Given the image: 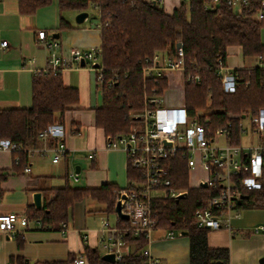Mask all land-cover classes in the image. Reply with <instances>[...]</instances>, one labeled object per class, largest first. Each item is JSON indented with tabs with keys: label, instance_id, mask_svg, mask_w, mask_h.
<instances>
[{
	"label": "trees",
	"instance_id": "obj_1",
	"mask_svg": "<svg viewBox=\"0 0 264 264\" xmlns=\"http://www.w3.org/2000/svg\"><path fill=\"white\" fill-rule=\"evenodd\" d=\"M210 1H183L180 8L170 15L158 2L145 0H59L61 11L80 13L96 9L100 13L103 106L96 111L95 125L107 137L129 133L139 122L134 114L145 108L146 98L153 94L163 95L168 89L167 77L145 78L142 67L157 53L168 51L174 54L178 43H182L184 48V76L188 78L198 74L201 77L200 84L185 83V104L190 115L194 116L198 110H208L207 118L211 120V126L219 128L234 117L256 113L264 108V69L260 68L264 66L261 40L264 18L260 22L253 20L262 0H250V5L239 10L222 0L207 8L206 4ZM52 2L19 0V11L34 14ZM107 22L110 27H106ZM62 27L70 26L62 21ZM234 46L241 48L244 58L257 59L260 66L236 70L239 75L237 90L228 94L214 68L219 60L226 65L228 50ZM110 80L114 81L112 86L107 85ZM79 100L78 90L65 86L62 73L41 71L33 78L31 108L0 111V137L9 138L24 148L34 145L39 134L45 132L48 126L62 122L66 112ZM201 121L206 123L205 118ZM20 157L18 170L30 163L25 154H20ZM171 162L173 185L188 191V196L179 202L158 206V228L166 231L178 228L181 232H188L190 264H230V251L211 248L208 243L210 231L198 228L193 221L195 211L203 205L207 190L191 189L185 163L178 158ZM4 175L0 173V183ZM127 176L131 182L138 179L139 173L128 166ZM117 190L112 184L98 189L52 188L48 190L51 200L42 210L29 212V217L52 227L68 224L74 205L88 198L106 204L111 211ZM250 200L254 206L264 207V189L251 192ZM126 224L125 220L120 221V226ZM126 241L130 253L116 263L106 262L96 250L86 248L89 264H144L147 239L127 234Z\"/></svg>",
	"mask_w": 264,
	"mask_h": 264
},
{
	"label": "built area",
	"instance_id": "obj_2",
	"mask_svg": "<svg viewBox=\"0 0 264 264\" xmlns=\"http://www.w3.org/2000/svg\"><path fill=\"white\" fill-rule=\"evenodd\" d=\"M220 1L211 0L206 7L210 8L212 4ZM222 1L235 10L251 3L250 0ZM263 18L264 0L257 8L253 20L260 22ZM106 27H110L109 22ZM98 28L101 30V22ZM36 39L39 46L48 51V67L45 70L55 74L62 73L85 60L98 71V83L103 85L102 44L89 49L72 48L64 53L59 42L50 40L45 31H39ZM2 46L7 47L8 42L3 41ZM163 54L157 53L152 59L146 60L142 67L145 78L167 77L171 72H180L183 75V83H201L198 74L188 78L184 76L185 56L182 43L174 54L168 51ZM96 63H100L99 68L93 66ZM260 68L264 69V66ZM214 69L221 79L224 91L228 94L235 93L239 80L236 70L229 69L222 60L218 61ZM113 83L114 81L110 80L107 85L112 86ZM161 97L162 95L153 94L146 98L145 108L134 114L140 118L139 128L135 127L129 133L116 137L109 136L105 144L108 151H123L129 166L139 173L138 179L131 181L127 188L120 191L115 200V206L121 201L122 213L129 216L127 224L118 227L104 221L99 230L98 244L101 252L103 255L114 254L116 261L129 254L126 235L130 234L134 238H146L148 241L144 249V264H167L163 259L152 255L150 245L153 233L158 228V206L161 203L167 205L177 201L179 195L188 193L174 187L170 178L173 168L171 161L177 158L184 162L189 170V187L205 189L208 192L202 207L193 215V221L200 229L232 231V221L240 215L246 201L242 196L250 197L251 192L264 189V108L256 113L244 114L245 117H234L227 125L213 128L211 120L207 118V111L201 110L205 113L200 112L192 116L185 103L183 106L171 108L163 106ZM202 118L206 119L205 124L202 123ZM64 136V126L55 123L39 134L38 140L47 143L41 147L34 144L24 148L9 138L0 137V153L12 156V173L29 174L30 163L22 170L17 169L21 165L20 154H25L29 162L32 157L41 155L50 156L52 162L57 163L68 154L63 142ZM95 157V152L89 151L86 154V163L91 165ZM195 172L197 177L194 179ZM68 177L73 184H78L81 180V173L77 171L72 160ZM19 222L25 224L26 231L31 230V218L26 212L0 213V233L9 239H16L20 234L17 228ZM251 233H264V226H256ZM166 236L173 238L174 230H167ZM72 264L89 262L84 253L73 258Z\"/></svg>",
	"mask_w": 264,
	"mask_h": 264
},
{
	"label": "crops",
	"instance_id": "obj_3",
	"mask_svg": "<svg viewBox=\"0 0 264 264\" xmlns=\"http://www.w3.org/2000/svg\"><path fill=\"white\" fill-rule=\"evenodd\" d=\"M145 1L158 2L170 15L179 9L182 3L181 0ZM70 12H74V15L69 16ZM86 12L89 13L88 18L82 24H78L76 22L78 12L61 11L59 0H53L52 4L38 9L34 14L21 13L19 0H0V111L27 109L32 106L33 78L35 74L48 67V51L39 46L36 39L39 31H45L50 40H57L64 53L72 48L89 49L102 44L101 30L98 28L100 13L96 9H94L96 14L93 15H90V10ZM62 21L70 27L63 28ZM261 40L264 45V27L261 30ZM3 41L8 42L7 47L2 46ZM249 61L254 65L247 66L246 62ZM256 63H259L257 59L244 58L240 47L229 48L226 62L229 69L254 68L259 65ZM62 77L65 86L77 89L80 95L78 104L66 112L63 121L56 122L65 128L63 142L68 154L57 163H53L50 156H34L30 159L29 174L22 172L15 174L12 173V156L0 153V173L5 174L0 183L1 214L26 212L29 215L32 210H38L33 201V194L37 191L42 192L44 207L52 198L48 193L52 188L71 186L98 189L103 185L112 184L118 189L115 194L117 198L118 193L130 184L126 154L121 150H106L108 137L95 125L96 111L103 106L102 86L97 80L98 71L89 63L85 66L76 63L63 71ZM183 84L185 97V83ZM46 144L40 140L36 143L38 147ZM91 150L95 152L96 157L95 161L88 165L86 154ZM71 160L76 164V168H80L81 180L78 184H73L68 177ZM15 193H20L23 200L15 204H6L5 199ZM89 199L98 202L88 198L75 204L72 218L65 227L64 224L52 227L31 218V230L26 231V226L22 222L17 224L20 234L16 239H9L0 233V264L43 262L72 264L70 260L84 254L86 248L96 250L103 256L98 244L102 222L123 227L120 226L122 219L115 211V203L111 211L106 204L100 202L98 203L102 204L103 208L94 207L89 210L87 204ZM244 206L245 204L241 211ZM110 213L116 216L113 223L109 220ZM105 214L107 217H104ZM99 215L100 217H97ZM96 218L100 219V226H89L90 219ZM240 223L241 212L232 221V231L225 229L210 231L209 246L215 249H228L230 264H261L260 260L264 257V233L252 234L241 231ZM155 232L156 236L150 245L153 256L163 259L167 264H190L188 236L180 233V236L175 234L173 238H167V231L160 228Z\"/></svg>",
	"mask_w": 264,
	"mask_h": 264
},
{
	"label": "rangeland",
	"instance_id": "obj_4",
	"mask_svg": "<svg viewBox=\"0 0 264 264\" xmlns=\"http://www.w3.org/2000/svg\"><path fill=\"white\" fill-rule=\"evenodd\" d=\"M96 14L94 10H90V15ZM73 16L74 12H70L69 16ZM254 65L253 62H246L247 66ZM259 63H256L258 65ZM251 65V66H252ZM169 87L168 89L164 92L161 98H163V106L167 107H179L183 106L185 103V97H184V84H183V78L182 74L180 72L177 73H170L169 74ZM209 112L208 110H205ZM205 113L201 110H198L197 113ZM207 115V114H206ZM141 126L140 122L136 124V127L139 128ZM87 164V163H86ZM194 179L197 177V173H193ZM127 185V182L125 183ZM8 199H5L6 204H15L18 203L19 201H22V195L20 193H15L13 196L7 197ZM88 204V209H94V207H99L103 208L102 204H99L96 201H93L92 199L87 200ZM103 216V215H102ZM97 217H100L97 216ZM104 217H107V214L104 215ZM116 216L114 213H110L109 215V220L111 223L115 222ZM101 221L99 218L96 219H90L88 222V225H93V226H100ZM240 228L239 230L244 231L246 233H251V231L258 225H263L264 226V207H257L254 206L251 200H246L245 201V206L243 210L241 211V223H240ZM97 226V227H98ZM174 232L176 236H180L181 231L178 228L174 229ZM156 232L153 233V238H155Z\"/></svg>",
	"mask_w": 264,
	"mask_h": 264
},
{
	"label": "water",
	"instance_id": "obj_5",
	"mask_svg": "<svg viewBox=\"0 0 264 264\" xmlns=\"http://www.w3.org/2000/svg\"><path fill=\"white\" fill-rule=\"evenodd\" d=\"M89 16V13L88 12H80L77 14L76 16V22L78 24H82ZM181 46V43H178L176 45V48H179ZM86 65V61L85 60H82L81 61V66H85ZM95 68H99L100 67V63H96L93 65ZM245 117V116H243ZM136 120H139L140 118L139 117H135ZM80 168H77V171L80 172L79 170ZM204 187H206V185H204ZM188 196V193L185 192L181 195H179L178 199H177V202H179L181 199H185L186 197ZM124 198V196H123ZM243 199L245 200H249L250 197L245 195V196H242ZM33 201H34V206L38 209V210H42L43 209V197H42V192H35L33 194ZM122 204H121V201H118L116 203V206H115V211L118 215V217L122 220H129V216L127 214H124L122 213ZM181 234L183 236H187L188 235V232L187 231H182ZM102 259L106 262H109V263H116V258H115V255L114 254H105L102 256ZM261 264H264V257L260 260Z\"/></svg>",
	"mask_w": 264,
	"mask_h": 264
}]
</instances>
